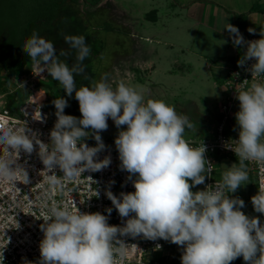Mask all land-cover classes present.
<instances>
[{
	"label": "clouds",
	"instance_id": "1",
	"mask_svg": "<svg viewBox=\"0 0 264 264\" xmlns=\"http://www.w3.org/2000/svg\"><path fill=\"white\" fill-rule=\"evenodd\" d=\"M223 29L234 46L246 47L238 66L254 60L246 71L254 78L264 76V31H260V39L246 41L234 25L226 23ZM255 31L248 29L249 33ZM64 42L69 49H61L58 56L54 44L34 30L22 50L38 75L47 71L67 96L75 94L81 118L65 114L68 101L58 97L53 101L57 119L49 133L50 143L41 141L26 123L19 129L0 125V149L5 153L0 155V182L29 184L27 161L19 162L20 153L31 156L36 146L44 170L53 173L47 177L49 184L61 190L65 186L54 173L57 167L68 181L77 180L86 171L107 168L111 157L100 160L98 154L106 149L100 133L107 130L111 118L119 129L114 140L119 167L129 174L135 190L121 192L119 197L105 191L119 216L127 218L123 226L108 223L112 208L104 215L81 212L77 206L70 210L67 204L53 201L47 214L37 218L43 221L39 225L43 238L35 264H117V254L121 261L128 254V244L120 237L176 244L182 248L181 264H231L240 257L245 264H264V224L258 216L246 215L241 210L245 202L231 195L248 184L246 162H255L264 170V83L235 89L238 139H230L225 147L235 153L238 163L225 166L220 184L194 192V187L211 176L213 164L206 158L203 141L194 147L186 138V129H194L190 118L163 100L145 101L141 91L123 81L113 88L108 74L77 88L76 75L89 79L83 61L91 49L84 36L65 35ZM71 50H75L76 59L69 67L60 57H68ZM243 85H248V80ZM89 137L96 141L95 146L85 142ZM95 196H99L97 190ZM251 203L255 212L264 215V184ZM155 248L160 250L162 245ZM4 259L3 249L0 264ZM25 264L33 262L26 260Z\"/></svg>",
	"mask_w": 264,
	"mask_h": 264
},
{
	"label": "crops",
	"instance_id": "2",
	"mask_svg": "<svg viewBox=\"0 0 264 264\" xmlns=\"http://www.w3.org/2000/svg\"><path fill=\"white\" fill-rule=\"evenodd\" d=\"M135 1L124 0L121 13L118 12L128 34L112 37L114 40L108 38L107 46L114 55L113 74L134 88L145 78L142 83L146 84L151 99L162 94L168 80L174 83V88L183 81L185 85L198 84L201 91L210 90L208 95L201 96L205 106L201 107L204 113H199L203 117L199 122L213 125L208 128L200 124L195 128L200 135L187 139L212 136L220 120L226 91L224 80L246 51L245 46H234L227 29L223 28L226 23L234 25L246 41L251 36L261 38L264 0H137L138 9ZM106 3L114 9L118 4L117 0H99L92 7L99 10ZM249 28H254L255 33H249ZM86 41L92 43V38L86 36ZM185 85H179L180 92L174 95L175 99L180 97L179 93H187ZM212 91L222 95L216 110L211 107L210 98L216 95ZM176 103L180 114L188 112L189 106L197 112L200 110V104L192 98L187 103L177 99ZM238 110L239 101L228 127L233 133L239 131L235 119Z\"/></svg>",
	"mask_w": 264,
	"mask_h": 264
},
{
	"label": "built area",
	"instance_id": "3",
	"mask_svg": "<svg viewBox=\"0 0 264 264\" xmlns=\"http://www.w3.org/2000/svg\"><path fill=\"white\" fill-rule=\"evenodd\" d=\"M257 39L260 38L251 36L247 41ZM240 59L241 57L233 64L224 80L228 95L221 105L220 120L215 133L209 137L189 140L194 147L199 146L203 141L207 147L206 158L213 164L211 176L207 177L203 184L205 187L208 185L215 187L222 182V179L215 175L220 158L224 160L236 157L233 151L225 147V143L230 139H238V133L230 132L228 128L238 103L235 98V89L241 86L248 87L253 82L264 83V76L254 78L251 77L249 71H246V68H250L255 61L249 60L244 67H240L237 63ZM40 75L32 65L31 71L19 79L23 86L28 85L33 88L37 81L47 78L49 74L45 71ZM244 80H248V85H243ZM1 98L2 95H0V125L19 129L26 123L29 129L38 134L41 141L50 143L49 133L54 125L51 122V114L44 104L27 99L16 110H12L9 104ZM85 142L90 147L96 145L87 139ZM105 145L106 149L98 154V159L102 160L105 156H110L111 164L101 171H86L77 180L68 181L63 179V173L58 167L54 169L60 183L65 186L63 190L59 186L53 187L49 184L47 177L53 173L44 170V165L37 155L38 146L31 156L20 153L19 162L24 164L27 161L25 167L31 182L27 185L16 182L15 186L19 190L11 183L0 182V251L4 249V264H25L26 260L35 264L40 259L39 243L43 238V233L39 225L43 221L37 218H42L47 214L53 201L61 206L67 204L70 210H74L77 206L81 212H100L104 215H108L107 208H112L108 223L123 226L127 218L119 216L105 191L110 190L119 197L121 192H133L135 189L131 180L128 179L129 174L119 167L121 162L115 143L105 142ZM4 154L3 149H0V155ZM247 163L255 176L258 192L259 186L264 184V170L255 162ZM95 190L99 192L98 197L95 196ZM227 191L225 189V192ZM259 219L264 224V215L259 213ZM17 223L19 228H16ZM120 239L128 244V254L122 261L117 254V264H170L173 251L178 247L162 239L156 241L142 237L135 239L120 237ZM132 244L137 247L133 248ZM156 244L162 245V248L156 250Z\"/></svg>",
	"mask_w": 264,
	"mask_h": 264
},
{
	"label": "rangeland",
	"instance_id": "4",
	"mask_svg": "<svg viewBox=\"0 0 264 264\" xmlns=\"http://www.w3.org/2000/svg\"><path fill=\"white\" fill-rule=\"evenodd\" d=\"M96 0H89V2L85 0H81L80 4L74 5V4H66L61 11L60 18L57 22V29L51 34L47 35L46 40L50 41L54 44L57 55L59 56V52L61 49L68 50L69 46L64 42V36L65 35H77V36H88L89 38H92V43L87 44L91 49L89 57H87L83 64L86 65V72L85 75L89 78L85 80L83 76L76 75L75 81L76 86L79 88L82 84L87 86L90 85L92 81H100L101 77L105 74H108L109 77V83L112 84L113 88L116 87V85L122 81V79L118 78V76L113 74V69L111 68V65L114 63V55L111 52V49L109 51V47L107 46L108 38L117 37L121 35H126L128 32L124 29L122 26L120 20H121V6L124 4V0H117L118 4L115 6V9L110 6V4L106 3L104 7H102L99 10L93 9V5ZM128 1V0H126ZM135 6L138 9L140 7L139 1H135ZM142 4V3H141ZM119 12V13H118ZM117 17H120L117 18ZM138 25V24H137ZM90 40V39H89ZM114 40V39H111ZM105 42V43H104ZM61 60H64L68 63L69 67L72 66L73 63H75L76 59V52L75 50H71V54L68 57H60ZM89 65V69L88 66ZM95 73L94 74H92ZM7 75L5 72L4 75ZM41 76V75H39ZM49 78L50 75H49ZM141 80L140 82L142 83ZM38 85H34L33 88L29 87L28 85L19 86L18 84H21V79L15 77L10 80H8L6 84V92H3L0 89V95H2V100L4 102H7L11 104L10 106L14 109H16L19 105L23 104L25 99V93H30L28 99H31L32 94L38 89L39 86L44 89L46 93V98L44 101L39 102L40 104H44L45 108L50 112L51 114V122L53 125L56 122V109L53 104V101L58 97H63L68 101V106L64 109L65 114L67 115H73L77 118H81V113L79 111V105L78 101L75 99V94L71 97L67 96L65 91L62 89V86L59 84V82L53 80L52 78L45 81L39 80L37 81ZM137 83L136 89L138 91H141L144 95L145 101L147 99H151L149 94L146 92V84H139ZM18 83V84H17ZM167 83V86L163 88L164 91H161V95L154 98L156 100H163L169 105H173L175 107V110L177 113H179V108H177L178 103H176V100L180 102L187 103L188 98H192L196 100L197 104H200L199 111L192 109L189 106L188 112L185 114L190 118L191 122L194 125L193 130H187L185 132L186 138L192 137V135H200L197 134V131L195 128L199 127L200 124L204 125L203 127H211L213 124L210 122H199V120H203V117L199 115V113H204L202 106H205L204 101L202 100L203 95H208L210 93V90L201 91L198 87V84L191 85L189 83L179 82V85H185L184 89H187V93H179L180 97H174L175 94H178L180 86L176 85L174 88V83H171L169 80ZM200 83V82H197ZM31 84V83H30ZM127 84V83H126ZM168 88V89H167ZM178 89V90H177ZM212 93H215L216 95L210 98L212 101V109L216 110L218 108V103L220 102V99L222 97L221 94H218L215 91H212ZM228 93L225 91L223 96V102L225 101ZM179 107V106H178ZM180 114V113H179ZM108 128L106 131L101 132V136L103 139V142H112L114 143V140L116 136L118 135L119 129L116 128L114 122L111 120V118L108 119ZM201 125V126H202ZM206 125V126H205ZM122 128H126V126H121ZM207 135V132H202ZM201 136H205V135ZM87 140L96 143L94 139L91 137L87 138ZM238 163L237 161L233 160L232 158H227L224 160H221L218 164V169L215 173L216 177L219 179H222V173L226 171L225 166L231 167L232 164ZM249 180L246 182L245 186H242L239 188L234 194H231L234 197H239L245 202V207L241 210L248 216H258L259 213L254 211V208L251 203V197L255 194H257L255 185V176L252 173H248ZM205 189V186L203 184L198 185L192 189V191H199ZM230 194V193H229ZM180 247V246H179ZM176 252L173 251L172 256ZM181 255L180 253V259L179 263L181 264ZM231 264H245L242 257L237 258L236 260L232 261Z\"/></svg>",
	"mask_w": 264,
	"mask_h": 264
},
{
	"label": "trees",
	"instance_id": "5",
	"mask_svg": "<svg viewBox=\"0 0 264 264\" xmlns=\"http://www.w3.org/2000/svg\"><path fill=\"white\" fill-rule=\"evenodd\" d=\"M80 2L81 0H0V89L3 92L7 91L8 80L27 75L32 69L30 58L22 50L32 32L35 30L40 37L46 39L48 34L56 31L62 8L66 4L77 5ZM98 2L96 0L94 4ZM87 66L89 69V65ZM5 72L7 75H4ZM92 74L95 75L93 72ZM49 79L48 75L42 81L45 83ZM29 95L30 93H25L26 100ZM231 158L238 162L236 157ZM221 160L220 158L218 164ZM246 164L248 173L253 174L247 162ZM255 188L257 189L256 185ZM181 252L182 248L178 246L170 264L179 263Z\"/></svg>",
	"mask_w": 264,
	"mask_h": 264
},
{
	"label": "bare ground",
	"instance_id": "6",
	"mask_svg": "<svg viewBox=\"0 0 264 264\" xmlns=\"http://www.w3.org/2000/svg\"><path fill=\"white\" fill-rule=\"evenodd\" d=\"M46 98V93L44 89L40 88L37 89L31 96V99L35 102H42Z\"/></svg>",
	"mask_w": 264,
	"mask_h": 264
}]
</instances>
